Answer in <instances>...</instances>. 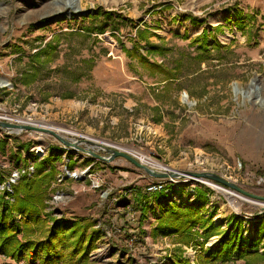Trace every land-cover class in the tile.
Wrapping results in <instances>:
<instances>
[{
	"label": "rangeland",
	"instance_id": "obj_1",
	"mask_svg": "<svg viewBox=\"0 0 264 264\" xmlns=\"http://www.w3.org/2000/svg\"><path fill=\"white\" fill-rule=\"evenodd\" d=\"M77 2L79 10L68 15L66 10L55 9L54 0H0V79L10 82L9 87H0V113L15 115L24 123L42 122L78 133L57 131L66 137L82 139L88 135L135 154L143 163L160 164L168 170L215 173L246 192L264 197V0ZM97 6L119 16L112 20L106 16L93 20L82 17ZM238 12L245 24L243 30L236 26ZM188 14L202 24L186 20ZM217 24L222 26L221 32H215L221 45L209 48L203 53L205 60L199 62L194 56L199 51L189 41L203 28ZM101 28L103 33L98 31ZM143 28L156 34L149 37L152 43L171 49L164 56L149 53L151 60L168 67H175L181 60L178 79L169 82L168 90L159 97L154 93L164 84L162 76L149 75L122 49V44L128 49L135 46L145 54L148 46L144 40H137L136 34ZM49 40L56 44L52 60L38 64L36 79L24 83L28 76L23 70L30 66L27 55ZM208 42L213 39L209 37ZM184 92L186 101L182 100ZM64 94L70 97L63 98ZM153 106H159V110ZM60 144L48 133H15L0 128L1 180L17 168L32 165L34 173L40 162L46 168L53 164L57 173L41 217L47 219V226L52 225L51 216L93 222L99 232L90 252L98 251V255L89 258L87 264H172L177 247L183 256L191 245H201L211 238L221 240L234 217L242 219L246 239L258 236L264 200L211 180H203L205 183L181 177L173 178L176 182H167L160 190L162 205H196L201 190L203 217L212 214L219 232L205 238L202 228H197L198 234L186 244L176 243L173 236L153 237L150 230L161 206L154 193H146L145 186L156 178L122 157L102 161ZM86 145L91 144L82 142L78 146ZM94 149L108 155L106 150ZM64 170L77 177H67L57 184L56 178ZM208 182L261 204L236 199V208L232 207L228 196ZM57 190L66 195L53 206L50 199ZM144 194L146 215L142 216L136 207ZM4 199L12 201L13 194ZM13 215L11 220L15 222L25 218L21 213ZM103 245L107 247L99 250ZM258 247L260 253L264 252V238ZM215 249L205 253L202 245L194 264L198 256ZM0 264L27 263L0 255ZM216 264L244 261L235 257Z\"/></svg>",
	"mask_w": 264,
	"mask_h": 264
},
{
	"label": "trees",
	"instance_id": "obj_2",
	"mask_svg": "<svg viewBox=\"0 0 264 264\" xmlns=\"http://www.w3.org/2000/svg\"><path fill=\"white\" fill-rule=\"evenodd\" d=\"M100 16L109 17L112 20L118 17L113 10H103L97 6L83 18L93 20ZM264 17V15L262 16ZM192 24H202L200 20L191 14L184 16ZM236 26L238 29H244V22L241 18V12L236 16ZM128 21H133L128 18ZM209 29L213 30L210 31ZM203 28L195 37L190 39L189 44L195 45L197 52L194 56L199 62L205 60L203 53H208L209 48L221 45L216 39L215 32H221L222 26L217 24L211 28ZM87 33H90L86 28ZM103 33L104 29H99ZM137 40H144L148 46L145 54L138 52L133 46L131 49L122 44V49L126 56L135 59L148 74L160 75L164 84L156 90L155 97H159L168 90L169 82L178 79L180 73L181 60H177L175 67H168L162 62L151 60L148 54L160 56L166 55L171 49L166 44H155L149 40L151 34L148 29L136 30ZM185 38V34L183 35ZM209 37L213 39L210 44ZM137 43V41H135ZM56 51V44L49 40L43 47L37 49L32 54L29 53L28 60L30 66L23 70V75L28 76L24 83L33 82L38 75V64H44L52 60V55ZM63 98L70 97L68 94L62 95ZM153 109L159 110V106H153ZM57 171L53 164L46 168L42 162L38 163L35 172L31 176L22 175L18 182L13 186V200H5V194L0 196V255L13 261L24 260L27 264H87L89 261V252L95 247L98 239L99 230L95 229L93 222L86 218H75L68 221L62 217H52V225L47 226V219L41 217L45 207V197L49 186L54 180ZM145 195V194H144ZM161 206L155 224L150 230V235L173 236L176 243H190L195 235L198 234L197 228H202V234L205 238L213 234H218L220 226H214L212 214L203 217L201 207L204 201L203 191L198 190L196 196V205H184L183 208L175 204L164 203L163 192H155ZM145 196H142L136 209L142 216L146 215ZM14 213H21L25 218L21 222L12 221ZM242 219L234 217L231 227L225 231V234L218 242L215 251L205 256H198L196 264H216L227 263L231 259H243L244 264H263L264 252H259V243L264 238V216L258 222L257 238L246 239L241 229ZM90 228L88 232L87 229ZM94 228V229H93ZM244 247H250L248 252ZM177 249V250H176ZM173 252L172 264H189L188 260L183 258L180 247ZM236 254V256H235Z\"/></svg>",
	"mask_w": 264,
	"mask_h": 264
},
{
	"label": "water",
	"instance_id": "obj_3",
	"mask_svg": "<svg viewBox=\"0 0 264 264\" xmlns=\"http://www.w3.org/2000/svg\"><path fill=\"white\" fill-rule=\"evenodd\" d=\"M89 12V10L87 11V13ZM68 15L72 14V13H68L66 12ZM82 14L84 12H81ZM6 83L8 85H10V82L7 80ZM188 98V95L184 92L182 94V100L186 101V99ZM0 128L1 129H5L8 130V132H15L18 133L20 131L23 130H34L37 132H44V133H48L50 135H52L53 137H55L56 139H58V141L63 144L65 147H67L68 149H77L80 150L88 155H91L99 160L102 161H109L112 160L115 157H122L126 160H128L129 162L133 163L135 166H137L138 168L142 169L146 174H148L151 177L154 178H181V177H187L191 179H197V178H202V179H206V180H211L214 181L216 183H220L222 185L228 186L232 189H235L236 191L255 198V199H259V200H264V197L262 196H258V195H254L251 194L249 192H246L244 190H242L241 188H239L236 184L224 179L222 176L215 174V173H211V172H206V171H185V172H177L174 170H160V169H156V168H152L148 165H146L145 163H143L141 160H139L138 158H136L134 155H132L131 153H128L127 151L121 150L117 147H112L110 144L109 145H103V147L98 146L101 144H95V142H93L92 140H89L87 138L82 137V139H78L76 137H66L63 136L61 133L50 129V128H46V127H42V126H37V125H33L30 123H17V122H9V121H5V120H1L0 119ZM82 142L86 143H90L91 145H86L85 147H80L78 146L79 144H81ZM98 146V147H96ZM103 149L106 150L108 152V155H101L98 154L97 152H95V149ZM259 214L262 213V211L258 212Z\"/></svg>",
	"mask_w": 264,
	"mask_h": 264
},
{
	"label": "built area",
	"instance_id": "obj_4",
	"mask_svg": "<svg viewBox=\"0 0 264 264\" xmlns=\"http://www.w3.org/2000/svg\"><path fill=\"white\" fill-rule=\"evenodd\" d=\"M9 87V85L4 82L0 84V87ZM15 116V115H13ZM12 114H7V113H0V119L1 120H5V121H9V122H17V123H24L21 122L19 119L20 118H16L13 117ZM62 147H65L63 144H60ZM68 149V148H67ZM136 158L139 159V157H137L135 154H133ZM149 158V157H148ZM140 160V159H139ZM149 160H152L149 158ZM154 161V160H153ZM146 165L152 167V168H156V169H160V170H166L164 167L161 166H157V165H153L151 163H145ZM34 171V167L32 165H28L26 167L23 168H17L13 171H11L8 175V177L6 178V180H1V173H0V193H4L6 198H11L12 194H13V189L11 188V185L16 183V181L20 178V176L22 175H31ZM65 172V173H64ZM64 172L58 174L57 178H56V182L57 184H61L62 182H64L67 177H73L76 178L77 176L73 173L70 174V172L68 170H64ZM196 180V179H194ZM199 181V180H198ZM167 182H176L175 179L173 178H156L154 180H151L147 183V185L145 186V190L146 193L151 194V193H155V192H159L160 190H162L165 186ZM97 186H99V184H96ZM167 193H170L169 190L166 189ZM66 194L61 190H57L54 192V194L51 196V205L55 206L57 205V203L61 202L62 198L65 196ZM50 202V201H49ZM149 205H151V203H149ZM17 219L21 218V215H17L16 216ZM213 239V240H212ZM212 241L208 240L206 242H203V244L201 243V245H191L188 248H186L183 256L185 258H187L190 262V264H194V257L197 253L200 252L201 246L203 245L204 249H205V253L207 252H211L213 249L216 248V246L218 245V238H211ZM107 246L103 245V247H100L99 250L102 248H106ZM98 255V251L96 252H90L89 253V258L92 259L94 258V256Z\"/></svg>",
	"mask_w": 264,
	"mask_h": 264
},
{
	"label": "bare ground",
	"instance_id": "obj_5",
	"mask_svg": "<svg viewBox=\"0 0 264 264\" xmlns=\"http://www.w3.org/2000/svg\"><path fill=\"white\" fill-rule=\"evenodd\" d=\"M55 1V9L56 10H66V12H68V13H72V12H74V11H78L79 10V8H78V5H77V0H54ZM7 80L6 79H0V84L1 83H4V82H6ZM21 122L23 121L22 119H19ZM29 123V122H28ZM30 124H33V125H37V126H42V127H46V128H50V129H53V130H55V131H61V132H66V133H71V134H78V133H73L72 132V130L70 131V130H66V129H62V128H59V127H55V126H52V125H48V124H44V123H42V122H31ZM85 137H88V138H91V139H94V138H92V137H90V136H85ZM87 138V139H88ZM90 140V139H89ZM95 141H98V143L97 142H95V144L97 145V144H101V145H98V146H101V147H103L102 146V144L103 145H105V144H107L106 142H102V141H99V140H96V139H94ZM94 142V141H93ZM101 142V143H100ZM98 146H96V147H98ZM99 148V147H98ZM142 160V159H141ZM152 164V163H151ZM153 165H157V166H162V165H160V164H153ZM166 170H168V168L166 169ZM196 180H199V181H202V182H205V183H207L206 181H203V180H206V179H202V178H197ZM210 185H212L213 187H216L217 189H219V190H221V191H223L227 196H228V199L230 200V204L232 205V207H235L236 208V204H235V201H236V199H240V200H243V201H248V202H252V203H255V204H261V203H258L257 201H253V200H250V199H247V198H245V197H243V196H241V195H239V194H236V193H234V192H230V191H225L222 187H220L219 185H216V184H213V183H210V182H208ZM263 204V203H262ZM264 205V204H263Z\"/></svg>",
	"mask_w": 264,
	"mask_h": 264
}]
</instances>
